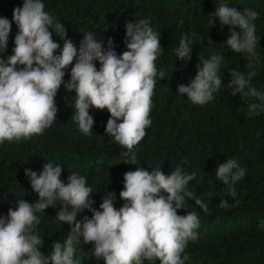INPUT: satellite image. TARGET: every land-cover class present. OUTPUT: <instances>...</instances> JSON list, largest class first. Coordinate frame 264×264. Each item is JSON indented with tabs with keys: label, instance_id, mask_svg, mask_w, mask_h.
Listing matches in <instances>:
<instances>
[{
	"label": "clouds",
	"instance_id": "1",
	"mask_svg": "<svg viewBox=\"0 0 264 264\" xmlns=\"http://www.w3.org/2000/svg\"><path fill=\"white\" fill-rule=\"evenodd\" d=\"M44 9L42 0H23L22 7L13 9L12 20L18 32L14 54L7 57L3 53L12 22L0 17V143L28 140L51 127L58 112L55 98L63 85L68 92L75 90L72 119L79 130L84 135L92 133L95 121L90 108L107 109L110 116L106 135L126 149L125 163L137 164L135 146L152 123L156 78L167 74L158 70L155 63L163 51L160 33L150 26V18H144L126 23L127 50L119 55L111 37L105 47L90 31L84 33L77 47L68 38L64 24ZM209 15L214 17L209 20L211 27L217 20L221 26H230L226 44L233 52L247 54L248 67L253 69L247 74L230 69L231 80L226 87L247 103L246 115H259L264 112V92L250 86L256 75L253 64L259 59L253 23L258 13L251 9L241 11L219 0ZM108 27L106 24L104 30ZM53 29L63 41L62 48L53 39ZM193 45L190 36L183 35L175 49L177 59L191 60ZM198 59L194 79L179 84L178 94H186L192 103L203 105L221 89L223 57ZM95 61H99V69ZM69 66L70 79L65 81ZM62 171L61 165L49 161L39 174L25 169L38 199L32 203L18 199L15 208L10 207L6 216L0 215V264H81L74 256L81 241L91 243L95 257L103 258L104 264H144L145 260L185 264L190 259L184 253L188 242L198 239L200 219L194 211L180 215L177 210L185 208L186 198H190L205 213L209 211L207 204L187 187L195 172L185 174L179 165L168 175L159 167L151 172L137 167L124 173V188L119 193L123 205L115 207L112 192L113 196L102 198L97 209L93 207V189L86 178L72 172L65 183ZM244 176L245 170L235 159H227L216 168L215 177L223 182L226 195L231 197L236 196L234 184ZM57 204L61 207L56 217L69 224L70 231L63 243L53 242L52 253L44 255L40 251L44 241L36 231L41 222L37 213ZM219 207L228 208V201L221 200ZM85 209L92 213L91 217L84 215L78 220V214Z\"/></svg>",
	"mask_w": 264,
	"mask_h": 264
},
{
	"label": "trees",
	"instance_id": "2",
	"mask_svg": "<svg viewBox=\"0 0 264 264\" xmlns=\"http://www.w3.org/2000/svg\"><path fill=\"white\" fill-rule=\"evenodd\" d=\"M45 11L63 23L68 38L77 47L85 32H93L107 47L111 37L117 54L126 51V23L150 18L151 27L160 33L161 56L156 66L167 74L156 78L155 94L150 113L151 126L146 136L135 146L137 164L125 163L126 149L105 133L110 113L107 109L90 108L94 117L93 130L84 135L72 119L75 113V90L68 92L61 85L56 96L57 119L42 135L28 140L0 143V215H7L18 199L29 203L38 199L25 175V169L38 174L45 163L63 167L61 179L68 183L72 172L84 176L93 189V207L99 209L104 196L115 193L114 205L119 209L124 201L119 193L124 188V173L142 167L147 171L158 168L168 175L176 166L185 174L196 173L189 182L193 191L209 211L205 213L195 201L186 198L180 215L194 211L200 219L196 229L198 239L189 241L185 249L190 257L185 264H264V112L249 117L247 103L240 94L232 95L226 87L231 80L230 69L247 74L249 59L245 53L233 52L226 40L230 26L209 20L219 0H42ZM238 10L251 9L258 13L256 26L258 61L253 64L256 75L250 86L264 92V0H221ZM23 0H0V17L12 22L4 57L13 53L18 32L12 20L13 9L22 7ZM183 21V24H180ZM109 27L105 29V25ZM238 30V28L236 29ZM51 31V29H50ZM54 32V29H53ZM183 35L193 40L191 60L177 59L175 49ZM53 39L63 47V41L53 33ZM59 54V50L57 52ZM223 57L220 75L221 89L203 105L192 103L178 94V85L190 83L197 72L199 57ZM75 62V61H74ZM97 69L99 61H95ZM202 66V64H201ZM22 67V66H18ZM71 66L64 80L70 79ZM254 99V98H253ZM227 159H235L245 170V176L234 184L236 196L226 195L227 188L216 176V168ZM114 192V193H112ZM211 193V195H209ZM221 200L229 207L221 208ZM238 201V203H237ZM61 205L37 213L40 224L37 233L43 239L40 251L50 255L53 242L63 243L70 225L60 222L56 214ZM92 213L85 209L77 219ZM75 258L81 264H104L97 259L91 243L76 245ZM144 264H159V260Z\"/></svg>",
	"mask_w": 264,
	"mask_h": 264
}]
</instances>
